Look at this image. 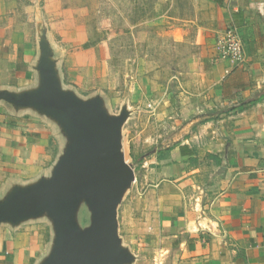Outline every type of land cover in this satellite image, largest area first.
I'll return each mask as SVG.
<instances>
[{"label": "crops", "instance_id": "0c3cea01", "mask_svg": "<svg viewBox=\"0 0 264 264\" xmlns=\"http://www.w3.org/2000/svg\"><path fill=\"white\" fill-rule=\"evenodd\" d=\"M209 1L225 13L222 36L240 30L245 60L221 58L219 37L193 62L198 87L181 98L194 130L147 170L154 211L134 236V264H264V0ZM24 11L42 23L38 3ZM39 58L34 41L0 36V92L37 88ZM67 143L53 118L0 98V203L50 177ZM54 234L42 217L0 221V264H42Z\"/></svg>", "mask_w": 264, "mask_h": 264}, {"label": "rangeland", "instance_id": "374dc122", "mask_svg": "<svg viewBox=\"0 0 264 264\" xmlns=\"http://www.w3.org/2000/svg\"><path fill=\"white\" fill-rule=\"evenodd\" d=\"M34 2L39 26L24 11ZM225 18L209 0H0V36L34 41L63 90L124 118L122 152L135 178L117 206L118 233L133 258L134 236L154 211L147 170L194 130L185 128L181 94L198 87L192 64L222 36ZM88 203L77 210L83 228L91 224Z\"/></svg>", "mask_w": 264, "mask_h": 264}, {"label": "water", "instance_id": "95a60500", "mask_svg": "<svg viewBox=\"0 0 264 264\" xmlns=\"http://www.w3.org/2000/svg\"><path fill=\"white\" fill-rule=\"evenodd\" d=\"M49 63L41 54L37 88L20 93L2 91L0 98L53 118L68 143L50 177L17 187L0 203V221L50 218L54 243L42 264H127L134 258L122 246L117 206L135 171L122 152L124 118L109 117L99 101L82 102L63 90ZM85 197L91 224L82 228L77 210Z\"/></svg>", "mask_w": 264, "mask_h": 264}, {"label": "built area", "instance_id": "2783aa9c", "mask_svg": "<svg viewBox=\"0 0 264 264\" xmlns=\"http://www.w3.org/2000/svg\"><path fill=\"white\" fill-rule=\"evenodd\" d=\"M219 56L242 63L245 60V43L240 30L231 25L217 42Z\"/></svg>", "mask_w": 264, "mask_h": 264}, {"label": "trees", "instance_id": "16d2710c", "mask_svg": "<svg viewBox=\"0 0 264 264\" xmlns=\"http://www.w3.org/2000/svg\"><path fill=\"white\" fill-rule=\"evenodd\" d=\"M255 101H256V100H250V101H248L247 103H253V102H255ZM247 103L241 104V105L239 106V108H240V109L244 108L246 105H248Z\"/></svg>", "mask_w": 264, "mask_h": 264}]
</instances>
